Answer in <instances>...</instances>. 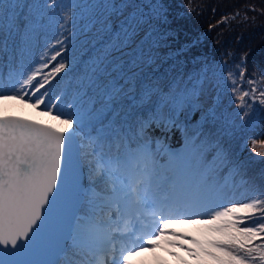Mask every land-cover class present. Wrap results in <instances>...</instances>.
Segmentation results:
<instances>
[{
	"label": "snow or ice",
	"instance_id": "6c2138e0",
	"mask_svg": "<svg viewBox=\"0 0 264 264\" xmlns=\"http://www.w3.org/2000/svg\"><path fill=\"white\" fill-rule=\"evenodd\" d=\"M46 11L62 18L55 20L64 37L51 45L56 51L46 49L26 71L0 72V103L24 104L55 122L0 115V264H69L70 252L93 256L94 264L108 256L112 264H133L140 252L159 247L161 237L176 236L165 229L181 220L202 224L205 237H192L196 247L189 251L203 264H264V187L244 202L226 203L218 173L240 175V169L219 147L207 160L203 132L186 142L187 151L167 153L164 163L151 147L146 129L160 109H169L168 119L156 126L171 131L202 87L198 78L191 87L163 88L144 71L162 39L156 25L167 21L162 0H0V49L19 37L23 54ZM82 22L89 43L79 63L64 57L45 71L68 51L65 41ZM228 79L236 84L231 74ZM255 91L239 95L241 106ZM124 107L147 109L153 118L138 119L134 132L120 122ZM252 144L255 150L257 141ZM81 160L88 163L87 185ZM118 240L125 242L117 259Z\"/></svg>",
	"mask_w": 264,
	"mask_h": 264
},
{
	"label": "rangeland",
	"instance_id": "374dc122",
	"mask_svg": "<svg viewBox=\"0 0 264 264\" xmlns=\"http://www.w3.org/2000/svg\"><path fill=\"white\" fill-rule=\"evenodd\" d=\"M162 3L166 9L167 21L159 22L156 25L157 32L162 39H160L159 45L151 50L152 59L148 61V66L144 71L149 77L157 80L163 88L169 85L172 87L179 85L181 88L185 85L191 87L198 78L202 87L193 99L191 108L186 107L176 114L175 123L170 125L171 131H162L156 126V123L167 122L169 109L166 107L160 109V114L154 119L155 122L150 123L147 128V135L151 138V147L154 152L159 153V162L164 163L169 152L187 151L191 147L190 143L186 145L184 141L185 130L180 124V119L187 117L193 132L191 140L195 139L199 132L204 133L200 137V141L205 147L207 160L211 161L216 147L226 150L228 151L226 154L238 168L242 166L255 167L264 186V156L257 155L259 151L264 150L260 144L261 141H264V104L260 103V100L264 99L260 95L264 91V70L249 63L251 57L254 56V53L250 51L239 56L232 52L228 55L224 53L222 50L224 39L217 36L216 41H213L215 30H199L190 39L183 40L182 37L187 34L188 28L204 26L203 20H199L200 22L195 24L194 17L201 14L206 6L188 7L182 0H162ZM45 18L44 25L38 27L31 37L30 45L26 50L27 60L17 64L15 71H26L29 66H38L45 50L51 49L49 52L51 55L56 51L51 48V45L55 43L56 39L64 38L57 35L63 31L55 23L57 19L62 20L59 13L55 17H51V13L46 11ZM237 18L238 15H235L231 18H224L223 21L229 25L230 21H235ZM245 19V22L252 21L254 25L260 22L257 15L249 14ZM237 23L244 22L239 20L235 24ZM88 32L86 22L78 24L74 30V36L65 41L68 51L62 57H58L56 62H50V68L45 71H50L64 57H67L74 65L78 64L80 58L87 51L85 45L89 43L86 39ZM64 35L67 36L68 33L65 32ZM194 46H204L205 49L201 51V54L195 55L193 53ZM17 49L19 50V47ZM37 51L39 52L38 58L34 61ZM148 52L149 49H145V53L148 54ZM241 71L243 72L242 79ZM229 74L236 80L235 85L228 79ZM249 80L255 83L249 84ZM233 87L237 89L235 93L232 90ZM253 87L256 89L255 93L244 97V103L241 106L239 95L243 91H251ZM39 95L40 93H37V96ZM25 99L27 100L28 97ZM32 99L34 100L35 97ZM0 107L4 110L0 115L4 116L14 115L18 108L24 110L30 108L16 102L0 103ZM36 111L39 113V110ZM245 111L248 113L247 116L243 115ZM28 119L46 124L55 123L47 117H42L40 120ZM253 140L257 141L255 150H253ZM85 167L88 170L87 163ZM229 173L227 168H223L217 177L219 183L225 185V202H244L252 198L253 195L250 194L248 188L245 189V183H242V180L236 183L229 182ZM113 215L115 216V212ZM165 232H175L177 235L161 237L160 246L157 249L140 252L139 255L132 258L133 264L199 263L200 260L195 259L189 249L194 250L196 247L191 243L192 237L197 240L204 239L205 230L202 224L181 220L168 224ZM117 242L121 244L125 241L118 240ZM256 243H260V241H256ZM179 245H183V248ZM76 255L70 259L72 264H80L77 258L81 255L77 253ZM108 257H106L105 264L111 262ZM256 262L259 263V261ZM200 263L203 264L202 261Z\"/></svg>",
	"mask_w": 264,
	"mask_h": 264
},
{
	"label": "trees",
	"instance_id": "16d2710c",
	"mask_svg": "<svg viewBox=\"0 0 264 264\" xmlns=\"http://www.w3.org/2000/svg\"><path fill=\"white\" fill-rule=\"evenodd\" d=\"M182 2L188 7L192 6V8L198 7L199 5L206 6L205 10L202 11L201 14H197V16L194 17L195 24H198L201 20H203L204 26L188 28L187 34L182 37L184 38L183 40L190 39L191 36L197 34V31L199 30H215L213 33V41H216L217 36L218 38L224 39V43H222V50L224 53L228 55V53L232 52L239 56L250 51L251 53H254V56L251 57L249 63H252L261 70H264V0H182ZM249 14L257 15L260 22L257 25H254L252 21L245 22V18ZM235 15H238V18L235 21H230L231 24L228 25L223 21L224 18H231ZM239 20L244 23L235 24L236 21ZM18 47H20V40L19 37H15L14 39L10 38L7 41L6 46L0 49V72L7 74L9 70H16L17 64L27 60L26 51L21 54L17 49ZM203 49H205L204 46H194L193 53L195 55L201 54ZM38 53L39 52L37 51L34 56V61L37 60ZM57 80H60V77L54 80L53 84H55ZM65 83H67V81H65ZM58 92L59 90H57V94ZM152 118V112L147 109L124 107L119 110L120 122L125 128L133 127L134 132L139 131V128L135 127V123L138 119L149 120ZM114 119H116L115 114L112 117H109V121ZM180 120L181 127L185 130L184 137L187 138L189 142L193 134L190 127V121L187 117H182ZM106 126H110V124ZM146 132H148L147 129ZM223 151L225 153L228 152L226 150ZM84 163L86 164L87 161H84ZM239 169L240 175L229 173V180L232 181L235 179L236 182H239L242 180L241 178H243V180L247 181V183L244 184L245 189L248 188V190H250V194L252 195L258 189L264 187L262 178L255 167L252 168L251 166H242ZM198 262L200 263V261ZM255 264L259 263L255 262Z\"/></svg>",
	"mask_w": 264,
	"mask_h": 264
},
{
	"label": "bare ground",
	"instance_id": "6f19581e",
	"mask_svg": "<svg viewBox=\"0 0 264 264\" xmlns=\"http://www.w3.org/2000/svg\"><path fill=\"white\" fill-rule=\"evenodd\" d=\"M3 109H1V107H0V114H2L3 113ZM15 114L16 115H19V116H25V117H28V118H32V119H36V120H40V118H42L43 116H40L39 115V113L37 112V111H34L32 108H28V109H26V110H24V109H16L15 110ZM43 118H45V117H43ZM164 158V157H163ZM162 158V159H163ZM186 235H189L188 233H186V232H184ZM187 245H188V243L187 242H185Z\"/></svg>",
	"mask_w": 264,
	"mask_h": 264
},
{
	"label": "water",
	"instance_id": "95a60500",
	"mask_svg": "<svg viewBox=\"0 0 264 264\" xmlns=\"http://www.w3.org/2000/svg\"><path fill=\"white\" fill-rule=\"evenodd\" d=\"M8 117H17V118H22V119H26V120H31V119H27L25 117H21V116H17V115H10ZM79 163H80V167L78 168V172L81 175V181H82V183L87 185V175H86V171H85V168L83 166L82 160ZM73 166H74V168L76 167V162L75 161H74V165ZM71 187H72V180H71V172H70L69 190H71ZM66 243H69V242H66Z\"/></svg>",
	"mask_w": 264,
	"mask_h": 264
}]
</instances>
